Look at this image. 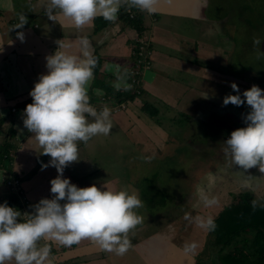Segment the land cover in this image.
<instances>
[{
  "label": "crops",
  "instance_id": "0c3cea01",
  "mask_svg": "<svg viewBox=\"0 0 264 264\" xmlns=\"http://www.w3.org/2000/svg\"><path fill=\"white\" fill-rule=\"evenodd\" d=\"M45 2L11 0V7H8V0H0V204L16 199L13 207L23 214L31 213V206L41 199L52 198L50 181L57 177L58 172L55 167H43L51 157L41 154L43 149L31 139L33 134L24 129L23 111L32 103L29 93L39 76L48 73L46 57L58 50V40L72 45L67 52L79 54V38L88 37L98 58L89 88L90 103L98 111L104 104L112 110L111 133L106 137L98 136L87 145L80 143V160L64 171V178L78 187L95 184L106 190V185L113 190L136 192L140 196L137 188L141 177L137 172V161H141L142 156H150L153 160L171 154L177 146L175 138L182 134L184 141L192 136L189 133L192 126L211 121L214 111L232 120L228 110L234 105H223L225 96L235 92L231 83H241L238 87L242 95L244 85L252 78L243 74L230 75L221 66L229 62L230 39L220 32L222 21L213 15L212 0H159L158 11L152 15L136 9L126 11L131 19L139 16L142 32L121 19L123 7L115 23L97 17L91 25L77 30L68 21H50L44 13ZM21 13L27 16L28 23L22 29L11 30L18 23ZM110 25L113 27L107 30ZM124 29L129 32L124 33ZM186 30L195 32L196 37ZM21 31L24 33L23 42L17 38V32ZM220 36L226 37V44L220 42ZM142 46H147L149 50L140 58L145 63H140L135 55V48L138 50ZM139 64L144 67L140 78L141 94L117 92L112 87L117 67L128 69L131 73L138 70ZM128 82L132 84L131 79ZM96 88L102 89L105 95L96 96L92 91ZM126 96L131 99H125ZM244 105L238 108L245 109L242 112L246 115L249 110ZM20 129H23L22 134ZM203 168L206 170L207 167ZM197 175L195 183L198 187L204 177L200 176L201 172ZM204 175L206 178L207 175ZM248 175H254L258 182L264 177L259 169L248 170L245 176ZM12 178L22 182L24 193L18 197L7 185V180ZM144 179L149 180V177ZM142 201L144 207L141 211L145 213L137 211L144 222L134 235H130L133 247L126 255L103 252L89 240L71 248L53 243L51 263L214 264L209 262V254L213 250L216 251L211 259L221 260L226 251L223 252L220 246H210V241L207 244L204 241L206 231L201 229L198 239L197 234L194 235L195 229L189 228L192 231L189 237L186 226L177 228L180 220L183 221L180 210H171L168 215L156 220L150 218L146 207L150 203L149 198L143 197ZM200 211L197 210V214L203 215ZM218 216L219 213H216L214 219ZM24 219L22 216L21 221ZM206 233V238L211 236L210 232ZM193 241L199 245L197 253L186 256L183 246L185 242ZM217 252H220L219 256ZM205 253L206 256H203Z\"/></svg>",
  "mask_w": 264,
  "mask_h": 264
},
{
  "label": "clouds",
  "instance_id": "9594fccd",
  "mask_svg": "<svg viewBox=\"0 0 264 264\" xmlns=\"http://www.w3.org/2000/svg\"><path fill=\"white\" fill-rule=\"evenodd\" d=\"M159 0H46L44 13L52 21H68L70 26L81 30L91 25L97 17L115 23L123 7L131 12L136 9L149 15L156 14ZM11 7V0H8ZM28 23L24 13L19 14L18 23L11 30L22 29ZM63 26V25H62ZM23 42L24 33L17 32ZM58 50L46 57L47 74H41L29 95L32 103L23 111V126L32 133L43 151L50 156L48 164L55 167L58 175L50 181L52 198H43L32 205L31 213H21L7 202L0 204V264H51V244L64 248L79 245L89 240L99 250L124 256L133 247L130 235L135 234L144 218L138 209L144 207L136 192L113 190L104 186L101 190L95 184L78 187L64 178L65 169L79 161V144L87 145L98 136H108L113 128L112 110L104 104L97 110L90 103L89 88L94 79L98 58L87 36L79 38V54H70L71 44L56 41ZM261 39L253 38L256 58H264L260 50ZM112 87L117 91H129L131 73L117 67ZM237 95H227L223 105L249 106L244 115L246 127L231 132L223 149L230 165L245 173L258 167L264 173V89L253 85L242 95L235 82L231 83ZM98 97L105 95L102 89L92 90ZM91 118V119H89ZM23 133V129L19 130ZM150 162L152 157H141ZM209 173L207 184L198 186L196 193L204 208L218 205L216 196L211 195L218 174ZM65 201L64 203H61ZM258 202L252 201L255 209ZM264 206V205H262ZM25 219L21 221V217ZM184 219L195 227L208 232L215 231L217 224L211 215L185 213ZM43 242V243H41ZM199 245L185 242L183 253L195 255Z\"/></svg>",
  "mask_w": 264,
  "mask_h": 264
},
{
  "label": "rangeland",
  "instance_id": "374dc122",
  "mask_svg": "<svg viewBox=\"0 0 264 264\" xmlns=\"http://www.w3.org/2000/svg\"><path fill=\"white\" fill-rule=\"evenodd\" d=\"M211 10H214L215 14L213 15L218 16L222 21L220 32L230 39V43L228 44L231 50L229 62L228 64L227 62L220 63L221 66H224L231 73L230 75L243 74L246 75V78H257L261 84L263 83L261 89H264V58L259 60L256 58L257 53L253 46V38H260V50L264 52V0H212ZM112 27V25L108 26L107 30ZM127 32L129 30L124 29V33ZM192 33L191 36L195 35L196 37L197 34L195 32ZM224 36H220L219 40L226 44V40H224L226 37ZM143 69L144 67L139 65V74H131V81L132 79L135 80L134 87L129 90L132 94H141L140 78ZM218 86L223 89L221 85ZM237 94L234 92L232 95ZM130 96H126L125 99L130 100ZM244 106L249 108L246 103ZM166 112L165 110L164 114ZM228 115L230 116V114ZM204 122V124L192 126V131L189 132L192 136L184 141V135L182 134L178 138H175L177 139L176 149L171 151V154L166 157L160 159L155 157L150 162H146L142 158L141 161H137V172L138 175L140 173L141 177L137 190L141 194L139 196L141 200L143 197L145 199L146 197L149 198L150 203L146 207L150 212V218L158 220L160 217L168 215L171 210L173 212L180 210V214L183 215V221L180 220L177 228L186 226L189 237L192 236L191 230L195 229L194 235L196 236L197 234L198 239H200L201 229L186 221L184 219L185 213L195 216L198 213L197 210L200 209V212L204 216L211 215L214 217L216 213L220 214V212L224 211L225 206H230V203L238 200L240 194L243 193H250L258 203H264V197L262 200H259L264 196V177L258 182L254 175L245 176L246 174L241 171H237L236 169L234 171L231 165L225 167L224 171L219 173L215 187L212 189L211 195L216 196L219 201L217 206L204 208L200 204L199 199L197 200L198 202L189 204L190 201H196V198H198L196 193L197 183H195L198 177L197 173L201 172L200 176L204 177L199 183L201 186L207 184L204 174L209 173L215 167L219 169L217 167L218 164H211L210 166L206 157L211 156L212 153H223L225 155L223 151L225 147L224 142L230 137L231 132L247 126L243 118L235 124V122L232 123L233 120H228L226 115L222 116L219 111L212 113L211 121ZM203 166H210L211 170H205ZM252 169H258V167ZM145 176H148L149 180L144 179ZM153 202L155 203L152 205L151 203ZM141 209H139V212L145 213ZM206 232L204 234V241L207 244L210 241L209 245L211 246L213 245L212 236H207L206 238ZM247 238L254 240V236L250 234H247ZM213 251L215 253L216 250ZM213 253L209 254V262L213 261L214 264L223 262L222 260L218 261L217 258L212 260ZM203 256H206V253Z\"/></svg>",
  "mask_w": 264,
  "mask_h": 264
},
{
  "label": "trees",
  "instance_id": "16d2710c",
  "mask_svg": "<svg viewBox=\"0 0 264 264\" xmlns=\"http://www.w3.org/2000/svg\"><path fill=\"white\" fill-rule=\"evenodd\" d=\"M120 14L121 19L126 20L132 28L143 31L139 16L131 19L125 8L121 9ZM136 49L135 55L142 53L144 56L149 51L147 46ZM239 199L215 219L217 228L210 232L212 243L215 247H222L223 252L226 251L221 257L224 264H253L257 261L264 264V203H258L253 209L252 201L256 199L250 193L241 194ZM15 202L16 199H12L8 205L13 207ZM247 234L253 235L254 240L247 238ZM220 252H217L218 256Z\"/></svg>",
  "mask_w": 264,
  "mask_h": 264
},
{
  "label": "flooded vegetation",
  "instance_id": "af4514ba",
  "mask_svg": "<svg viewBox=\"0 0 264 264\" xmlns=\"http://www.w3.org/2000/svg\"><path fill=\"white\" fill-rule=\"evenodd\" d=\"M252 79H249V81L247 82V84H245L244 85V87H245V90H248V87H252L253 85H257V86H259L260 88H262V84L258 81V79L257 78H255V77H251ZM244 91V90H243ZM233 109V110H232ZM230 110H232L231 112H229ZM243 110H245V109H242V108H238V107H236L235 105H234V107H230L229 108V110H228V114H230V117H231V119L233 120V122L232 123H234L235 122V124H236V122H238V120H241L244 116V112H242ZM224 154L222 153V154H220V153H215V154H213L212 153V155L211 156H208V157H206V159L208 160L207 162L208 163H210L209 165L211 166V164L212 165H216V164H218L217 165V167L219 168V169H224L225 167H227V166H231L230 165V163H229V158L228 157H226V155H224ZM221 161V162H220ZM220 162V163H219ZM210 166H207V168L206 169H209V171L211 170V167ZM233 166V170L235 171V169L237 170V171H240V169L237 167H235L234 165H232ZM221 167V168H220ZM217 168L215 167V168H213L210 172L211 173H216L217 172ZM209 172V173H210ZM209 173H207L206 175H208ZM219 175V174H218ZM197 189V188H196ZM243 194H245V193H243ZM241 195V194H240Z\"/></svg>",
  "mask_w": 264,
  "mask_h": 264
},
{
  "label": "built area",
  "instance_id": "2783aa9c",
  "mask_svg": "<svg viewBox=\"0 0 264 264\" xmlns=\"http://www.w3.org/2000/svg\"><path fill=\"white\" fill-rule=\"evenodd\" d=\"M137 57L140 59V57H143L142 56V53H138L137 54ZM145 59V58H144ZM141 60V59H140ZM140 63L144 62V60L142 61H139ZM145 63V62H144ZM140 65V64H139ZM131 74L133 75H138L139 74V71L138 70H132ZM135 85V80L132 79V87H134ZM7 185L8 187L11 188V190L14 192V194L18 197L19 195L23 194L24 191H23V187H22V182L20 179L18 178H12V179H9L7 180Z\"/></svg>",
  "mask_w": 264,
  "mask_h": 264
}]
</instances>
